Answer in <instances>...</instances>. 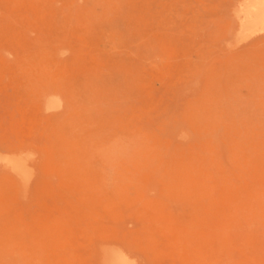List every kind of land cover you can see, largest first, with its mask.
Wrapping results in <instances>:
<instances>
[{
    "label": "rangeland",
    "instance_id": "374dc122",
    "mask_svg": "<svg viewBox=\"0 0 264 264\" xmlns=\"http://www.w3.org/2000/svg\"><path fill=\"white\" fill-rule=\"evenodd\" d=\"M241 3L0 0V155L29 160L0 163V264H264Z\"/></svg>",
    "mask_w": 264,
    "mask_h": 264
},
{
    "label": "bare ground",
    "instance_id": "6f19581e",
    "mask_svg": "<svg viewBox=\"0 0 264 264\" xmlns=\"http://www.w3.org/2000/svg\"><path fill=\"white\" fill-rule=\"evenodd\" d=\"M241 5L242 13L240 14L239 21L241 24V30L246 34H251L258 29H264V0H242ZM28 162L27 159L20 154L11 157L0 155V163L9 164L15 173L23 171V168H25ZM121 248L118 247L120 250L116 249V251L113 252L110 251L111 248H108V246L103 249V264H136L126 252L122 251Z\"/></svg>",
    "mask_w": 264,
    "mask_h": 264
}]
</instances>
